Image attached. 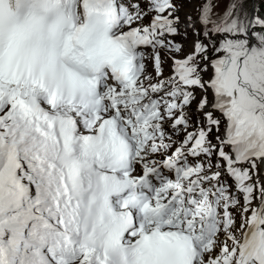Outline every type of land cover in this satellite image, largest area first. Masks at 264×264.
Returning <instances> with one entry per match:
<instances>
[{"label":"snow or ice","instance_id":"snow-or-ice-1","mask_svg":"<svg viewBox=\"0 0 264 264\" xmlns=\"http://www.w3.org/2000/svg\"><path fill=\"white\" fill-rule=\"evenodd\" d=\"M185 2L0 0V264H264V15Z\"/></svg>","mask_w":264,"mask_h":264},{"label":"rangeland","instance_id":"rangeland-1","mask_svg":"<svg viewBox=\"0 0 264 264\" xmlns=\"http://www.w3.org/2000/svg\"><path fill=\"white\" fill-rule=\"evenodd\" d=\"M262 1L264 3V0H252V3L255 5L256 9H258V7L260 6V3H262ZM202 2H203V0H186V2L182 6L180 12L178 13V15H180V17H181V23L182 24L184 23L186 14L192 15L194 19L196 18V16L198 15L197 7ZM249 6H251V5H249ZM223 7H224V5H220L219 8H214V11H222ZM199 27H200V25L197 24V28H199ZM181 36H183V35H177V36L173 37V39L175 41L178 40L177 42L181 43L184 46V52L180 54V55H183L184 53L191 51V46H192V43H193L195 37L193 36L191 30H189L188 36L185 39H182ZM164 69H166V76H167L170 72V68H169V66H165ZM197 94H198V98H199V91L198 90H197ZM193 107H195V104H193ZM193 119H195V118H193ZM261 179L263 180L262 176H261ZM238 219H239V217H238Z\"/></svg>","mask_w":264,"mask_h":264},{"label":"bare ground","instance_id":"bare-ground-1","mask_svg":"<svg viewBox=\"0 0 264 264\" xmlns=\"http://www.w3.org/2000/svg\"><path fill=\"white\" fill-rule=\"evenodd\" d=\"M258 11H259V13L261 14V12H260V6L258 7V9H257ZM262 14H264V7H263V13ZM182 37V39H185V37L184 36H181ZM172 39H173V37H172ZM178 41V40H177ZM261 176H262V178H263V180H264V165H261Z\"/></svg>","mask_w":264,"mask_h":264},{"label":"trees","instance_id":"trees-1","mask_svg":"<svg viewBox=\"0 0 264 264\" xmlns=\"http://www.w3.org/2000/svg\"><path fill=\"white\" fill-rule=\"evenodd\" d=\"M263 7H264V3L262 1V3H260V12H261V15H264V14H262L263 13Z\"/></svg>","mask_w":264,"mask_h":264}]
</instances>
